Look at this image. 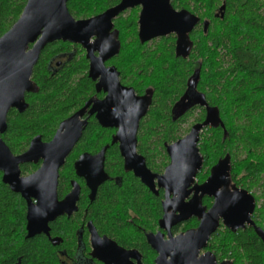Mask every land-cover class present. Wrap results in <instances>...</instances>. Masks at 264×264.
<instances>
[{
    "label": "trees",
    "instance_id": "obj_1",
    "mask_svg": "<svg viewBox=\"0 0 264 264\" xmlns=\"http://www.w3.org/2000/svg\"><path fill=\"white\" fill-rule=\"evenodd\" d=\"M27 1L0 0V37L19 19ZM118 1L70 0L68 8L77 19L89 18ZM223 4V18L215 16L221 13ZM172 5L210 21L206 34L193 33L194 47L187 59L175 56L174 36L155 40L150 44L152 49L140 44L136 9L117 22L123 42L118 60L123 82L138 92L147 86L156 91L153 106L138 133V152L145 156L147 166L154 172H162L168 165L165 143L175 142L187 131L182 126L184 118L171 119L169 104L183 93L189 76L199 71L198 90L216 108L220 120L219 125L204 130L199 143L206 174L220 158L230 155L232 180L248 191L255 185L261 186L263 196L264 183L259 181L264 175V0H172ZM63 56L68 59L56 68L55 63ZM88 67L79 45L56 41L43 49L32 74L39 91L26 95L29 106L24 112L12 109L8 114V127L2 138L13 153L24 152L37 135L49 141L59 123L94 94ZM139 72L145 73L144 78ZM203 119V114L197 117L198 121ZM113 132L91 123L78 149L96 152L110 143ZM107 160L110 168L122 175L121 186L108 183L101 186L95 202L90 204L88 217L103 230L109 229L122 238V230H133L135 225L117 216L114 207L119 205L128 211L127 207L132 206L141 225L148 227L162 217V195L148 194L137 178L124 175L122 158L115 145L110 146ZM71 162L62 173L60 191H66L73 174ZM37 167L24 164L21 169L27 174ZM81 203L86 206L88 201L83 197ZM256 216L257 225L264 231V203L257 206ZM74 222L80 223L81 217L64 221L65 229ZM60 224L61 221L54 224V232ZM134 231L136 235L128 239H141V230L134 228ZM210 248L221 257L218 259L231 260V264H264V241L253 228L236 233L223 228L211 239ZM54 260V247L44 236L26 238V202L1 181L0 173V264H53Z\"/></svg>",
    "mask_w": 264,
    "mask_h": 264
},
{
    "label": "water",
    "instance_id": "obj_2",
    "mask_svg": "<svg viewBox=\"0 0 264 264\" xmlns=\"http://www.w3.org/2000/svg\"><path fill=\"white\" fill-rule=\"evenodd\" d=\"M69 1L28 0L19 19L0 37V171L3 173L2 182L26 201V238L43 233L50 236V222L60 215L70 216L77 210L80 186L74 181L71 193L59 201V171L88 124V119L83 117L95 115L102 126L118 129L112 144L119 145L125 170L133 172L155 194L159 188L165 192L163 216L159 223L169 238L164 239L160 232L147 234L149 243L160 253L157 264H231L228 259L218 262L212 252L198 258L199 251L207 246L221 221L234 233L252 226L264 241V231L252 219L256 208L254 195L232 185L230 155L221 158L211 168L206 182L190 188L204 164L199 148L201 134L208 127L220 124L216 108L209 105L205 95L194 93L189 98L186 94L179 101L176 117L183 116L191 106L198 104L206 108V118L195 124L184 137L165 143L170 163L164 173H153L145 157L137 151L139 124L152 104L153 93L148 91L145 95H137L133 87L121 84L115 66L105 65L120 52L118 32L111 31L113 20L127 9L141 7L138 37L142 44L174 34L177 38L176 56L183 59L189 58L193 50L191 33L201 18L187 9H175L171 0H121L99 15L76 19L69 11ZM224 10L225 4L220 7L221 14L216 16L223 18ZM203 24L207 33L210 21L205 20ZM56 41L78 44L85 49L89 60L88 76L97 81V91H104L106 97L90 99L63 120L50 141L45 142L37 135L26 151L15 155L1 137L8 127V113L11 109L22 113L28 108L26 94L39 90L32 80L34 67L43 49ZM199 80L200 73L196 71L189 78L188 87L196 88ZM227 135L225 130L224 136ZM40 161L42 164L35 172L22 175V164H38ZM75 168L77 174L86 179L91 199H94L99 185L107 180L103 153L96 156L84 153ZM191 194L192 198L186 201ZM206 195L214 198L209 210L202 206V198ZM192 217L199 220V226L174 237L171 228ZM89 229L93 256L106 264H131L130 258L123 257L136 251H126L114 241L101 238L92 224ZM51 241L56 245L60 239ZM110 245L115 251L107 252Z\"/></svg>",
    "mask_w": 264,
    "mask_h": 264
},
{
    "label": "flooded vegetation",
    "instance_id": "obj_3",
    "mask_svg": "<svg viewBox=\"0 0 264 264\" xmlns=\"http://www.w3.org/2000/svg\"><path fill=\"white\" fill-rule=\"evenodd\" d=\"M121 0H119L116 4L106 8L104 11H102L101 13L105 12L106 10L118 5L120 3ZM70 2V1H69ZM171 3H172V0H171ZM136 9L137 12H138V20H137V25H138V30H137V37H138V31H139V24H138V21H139V16H140V12H141V7L138 6V7H135V8H130V9H127L125 10L124 12H122L120 15H118L114 20H113V24H114V27L112 29L111 32H114V31H117L118 32V39L120 41V44H121V47H120V52L118 55H116L115 57L109 59L105 65L106 67H110V66H115L116 69L118 70V72L120 73V76H119V79H120V82L122 85L124 86H127V87H133L129 84H126L125 82H123V72L122 70L119 68L118 64L120 63L118 60L121 58L120 56H122V50H123V42H122V34H121V30L119 27H117V22L118 20L124 18L127 16L128 12H130L131 10H134ZM176 9V8H175ZM180 10V9H178ZM188 10V9H187ZM190 11V10H189ZM191 12V11H190ZM99 13V14H101ZM193 13V12H192ZM99 14H96V15H99ZM195 14V13H194ZM218 13H216L217 15ZM221 14V13H220ZM94 15V16H96ZM215 15V16H216ZM198 16V15H197ZM93 17V16H91ZM221 17V15H220ZM90 18V17H89ZM222 18V17H221ZM77 19V18H76ZM80 19H85V18H80ZM207 20V19H203L200 21V23L195 27V29L193 30V32L191 33V39L194 43V40H193V33L195 31H202L204 34L205 31H204V24L203 22ZM169 36H174L175 37V47H176V36L173 34V35H169ZM162 38V37H161ZM139 39V37H138ZM159 39V38H157ZM157 39H153L149 42H146L144 44H142L140 42V44L142 45H149L151 43H153L155 40ZM62 42V41H61ZM64 43H69V44H73V43H70V42H64ZM73 45H78V44H73ZM80 46V45H79ZM81 47V46H80ZM82 48V47H81ZM85 52V58H86V51L84 48H82ZM96 55H98V52L96 53ZM175 56H176V53H175ZM177 57V56H176ZM68 59V56H63L61 57L58 62L55 63V67L56 68H59L63 63L64 61H66ZM87 59V58H86ZM88 61V65H89V60L87 59ZM88 71H89V67H88ZM196 72V70L193 72V74ZM191 74L189 76V78L193 75ZM139 75L141 78H144V75L145 73L144 72H139ZM126 76V75H125ZM89 77V76H88ZM189 78L187 79V82H186V88L185 90L183 91V93L178 96V98L172 103V104H169V107H170V116H171V119L173 121H177V120H180L181 118H184V120H186L190 115L196 113L198 114L197 117H199L200 115H204V119L202 121H198L197 118L192 122V124H190V127L189 130H188V133L190 132L191 128L197 124V123H200V122H203L206 118V113H207V110L205 107L201 106V105H198V104H195L193 106L190 107V109L181 117H176V114H177V104L179 103V101L182 99V97L184 95H189V98L194 94V93H201L203 94L200 90H198V85L195 87H188V80ZM91 79V78H90ZM92 80V79H91ZM93 84H94V94L90 96V98L87 99L86 102H88L90 99L92 98H95V99H99V100H102L106 97V93L104 91H100L98 92L97 89H96V84H97V81H94L92 80ZM134 88V87H133ZM38 89H39V86H38ZM135 89V88H134ZM39 91V90H38ZM148 91H151L153 93V96H152V104L146 114V116L148 115V113L150 112L152 106H153V103L155 101V94H156V91L154 88L152 87H145L143 89L142 92H138L136 89H135V92L137 95L139 96H142V95H145ZM28 94V93H27ZM26 94V95H27ZM27 101V100H26ZM86 102L83 104V106L86 104ZM28 103V102H27ZM83 106H81L80 108L74 110L68 117H70L73 113H75L76 111H78L79 109H81ZM92 105L89 107V110L91 109ZM12 110V109H11ZM10 110V111H11ZM16 110V109H15ZM9 111V112H10ZM9 114V113H8ZM145 116V117H146ZM68 117H66L65 119H67ZM140 121V124H139V129H138V133H139V130H140V127H141V123L142 121L144 120V118ZM88 119V124L87 126L85 127L84 131L87 129V127L92 123L93 124H97L101 129H104V130H113V134L111 136V141L109 144H105L103 145L98 151L96 152H91V151H87V150H79L78 149V146L80 144V141L83 137V134H84V131H83V134L80 138V140L78 141V143L75 145V147L73 148V150L71 151V153L68 155V157L66 158V162L64 164V166L60 169L59 171V183H58V199L59 201H63L65 199V197L71 193V191L73 190V182H77V184L80 186V194H79V200L77 201V210L74 211L70 216L65 214V215H60L59 217H57L56 220L52 221L49 223V226H50V236L46 235V234H39L41 236H44L46 238V240L48 242L51 243V246L54 247V253H55V260L53 262V264H106L104 262H102L101 260L97 259V257L93 256V251H94V246H93V242H92V235H91V232H90V229H89V224H92L93 227L96 229L97 233L99 234V236L101 238H108L110 239L111 241H114L119 247L125 249L126 251H133L135 252L134 254H129L123 258H130L129 261L131 264H157V259L160 257V253L155 249L153 248V246L149 243V241L147 240V234L149 233H153V234H158L159 232L162 233L164 235V239H168V232L165 230V229H162L160 227V219L162 218H158V220L156 222H154L151 226H148V227H144L143 225H141V219L140 217L137 215V213L134 212V209L132 206H128L127 207V210L128 211H124L121 207H119V205H116L114 207V211L115 213L117 214V216H120L121 218H123L125 221H127L128 223H131L133 225H135L134 228L136 229H140L141 230V233H142V238H138L139 240H133V239H128L129 237L131 236H134L136 235L135 231H134V228L133 230L132 229H127V230H122V238H119L117 235H114L113 233H111L109 231V229L107 230H103V228H101L99 226V224L97 222H95L94 219L92 218H89L88 217V213L90 211V204L91 203H94L96 198H97V195L99 193V189L101 186L105 185V184H111V185H115V186H121V182H122V175L121 174H118L116 172H114L111 168H110V164L108 163V160H107V153H108V150L110 148V146L112 145H115L119 151V145L118 144H112V138L113 136L117 133L118 129L117 128H110V127H104L102 126L99 121L97 120L96 116L95 115H92V116H89V115H85L83 117V119ZM176 118V119H175ZM63 119V120H65ZM62 120V121H63ZM8 121V119H7ZM61 121V122H62ZM60 122V123H61ZM59 123V125H60ZM58 125V127H59ZM57 127V129H58ZM56 129V130H57ZM7 131V130H6ZM56 132V131H55ZM138 133H137V139H138ZM187 133V134H188ZM3 135V134H2ZM1 135V137H2ZM55 135V133H54ZM53 135V136H54ZM41 136V135H40ZM53 138V137H52ZM51 138V139H52ZM3 139V138H2ZM50 139V140H51ZM4 140V139H3ZM43 140V139H42ZM49 140V141H50ZM44 141V140H43ZM5 142V141H4ZM31 142V141H30ZM45 142H48V141H45ZM6 143V142H5ZM30 146V144H29ZM28 146V148H29ZM9 147V146H8ZM10 148V147H9ZM27 148V149H28ZM26 149V150H27ZM11 150V148H10ZM25 150V151H26ZM12 151V150H11ZM137 151H138V146H137ZM165 151H166V148H165ZM13 153V151H12ZM23 153V152H22ZM84 153H89L93 156H96V155H99L101 153H103V163H104V171L105 173L107 174V180L102 183L101 185H99L98 189H97V192L95 194V197L94 199H91V190L90 188L88 187L87 185V181L84 177H81L77 174V170L75 168V165H76V162L80 159L81 155H83ZM139 153V152H138ZM167 153V151H166ZM15 154V153H13ZM21 154V153H19ZM119 154H120V157L122 158V169H123V172L125 173L124 175L126 177H130V176H133L135 178H137L142 184L143 182L138 178L136 177L133 172H128L125 170L124 168V159L123 157L121 156V153L119 151ZM141 154V153H139ZM15 155H18V154H15ZM142 156H144L143 154H141ZM168 155V153H167ZM203 155V154H202ZM145 157V156H144ZM168 158H169V163H170V157L168 155ZM224 158V157H223ZM146 159V158H145ZM221 159V158H220ZM219 159V160H220ZM71 160V167L73 168V174L69 177L68 179V185H67V188H66V191H60V185H61V176H62V173L68 163V161ZM218 160V161H219ZM217 161V162H218ZM216 162V163H217ZM108 163V164H107ZM168 163V164H169ZM215 163V164H216ZM27 164H32V165H38L37 169L41 166L42 164V161H40L38 164H33V163H27ZM146 164H147V160H146ZM214 164V165H215ZM24 165V164H22ZM21 165V166H22ZM213 165V166H214ZM20 166V168H21ZM205 157H204V164H203V167L202 169L199 171V173L197 174V177H196V181L195 183L190 187L192 188L194 185H200V184H203L204 182L207 181L208 177L210 176V171H211V168L213 166L210 167V170L209 172L206 174V170L204 169L205 167ZM167 167V166H166ZM165 167V168H166ZM232 167V165H231ZM149 168V167H148ZM165 168L162 172H154L153 170H150L153 172V173H158V174H162L164 173L165 171ZM36 169V170H37ZM36 170H34L33 172H35ZM22 171V169H21ZM31 172V173H33ZM205 172V173H204ZM1 173V181H2V176H3V173L0 171ZM31 173H27V174H23L22 172V175H29ZM202 173V175L199 176V174ZM232 178V177H231ZM7 185V184H6ZM146 188H147V192L148 194L150 195H153V196H156V197H159L160 195H162V198H161V208H162V201L164 200V190L163 189H158V194H155L153 191H151L145 184H143ZM232 185H235L237 187H240L242 188L241 186H238L233 180H232ZM8 186V185H7ZM9 187V186H8ZM10 188V187H9ZM11 190V189H10ZM87 192H86V191ZM251 192L253 195L254 193L252 191H249ZM193 196V194L190 195L189 198L186 199V201H189V199H191ZM86 198L88 203L86 204V206H82L81 204V201H82V198ZM255 197V200H256V208L252 214V219L253 221L255 222V224L257 225V220H258V217L256 216V209H257V197L254 195ZM26 202V201H25ZM36 202V201H35ZM214 203V198L213 197H210L208 195L204 196L202 198V206H205L206 207V210H209L212 205ZM26 214H27V204H26ZM162 216H163V208H162ZM78 217H81V222H74L70 228L68 227L67 229H65V225H64V221L66 220H70V219H76ZM59 222L61 221V224H60V227L59 229L55 230L56 232H54V224L56 222ZM27 223V221H26ZM190 223H194L195 226H192V227H187L188 224ZM199 226V220L196 218V217H192L191 219L185 221V222H181V223H178L176 225H174L172 228H171V233L172 235L175 237V236H178L179 234H183V233H186L187 231L189 230H193V229H196L197 227ZM258 226V225H257ZM259 227V226H258ZM223 228H226L222 221L220 223V226L219 228L217 229V231L211 236L208 244L206 247L202 248L200 251H199V254H198V258H201L203 256H205L208 252H212L218 262H221L223 260H220L218 258H221L218 256V254L212 250L210 248V243H211V239L214 237V235H218L219 232H221V230H223ZM247 228H253L254 230V227L252 226H246L245 229ZM261 228V227H259ZM262 229V228H261ZM244 230V229H243ZM255 231V230H254ZM26 235H27V231H26ZM38 236V235H37ZM259 236V235H258ZM53 238H59L60 241L58 244L54 245L51 241V239ZM261 238V237H260ZM262 239V238H261ZM131 240V241H130ZM111 251H115L113 246L110 245L107 247V252H111ZM109 256V255H108ZM113 258V257H112ZM170 258V257H168Z\"/></svg>",
    "mask_w": 264,
    "mask_h": 264
},
{
    "label": "rangeland",
    "instance_id": "obj_4",
    "mask_svg": "<svg viewBox=\"0 0 264 264\" xmlns=\"http://www.w3.org/2000/svg\"><path fill=\"white\" fill-rule=\"evenodd\" d=\"M137 30H138V25H137ZM139 40V39H138ZM153 44V43H151ZM152 45L149 47V49H152ZM197 115L196 113L190 115L186 120L185 122L182 124L183 127L187 128V131H185L182 135V137H184L187 133H188V130L190 127V124H192V122L197 118ZM206 130V129H205ZM205 134V132L203 131V133L201 134V139H200V143H201V140L203 138V135ZM181 137V138H182ZM200 146V144H199ZM210 170V168L208 169V171ZM205 173V172H204ZM262 179L261 181H259V184H262L264 183L263 180H264V175L261 176ZM262 187L261 186H258V185H255V187L252 188V192L254 193V195L257 197V206H261L263 203H264V195L262 196ZM192 226H195L194 223H190L187 225V227H192ZM218 245H220V243H218Z\"/></svg>",
    "mask_w": 264,
    "mask_h": 264
}]
</instances>
